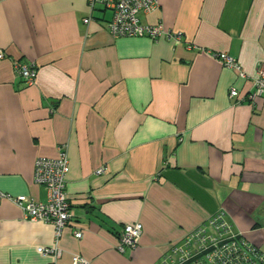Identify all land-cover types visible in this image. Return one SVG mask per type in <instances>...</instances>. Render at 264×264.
<instances>
[{
  "label": "crops",
  "instance_id": "0c3cea01",
  "mask_svg": "<svg viewBox=\"0 0 264 264\" xmlns=\"http://www.w3.org/2000/svg\"><path fill=\"white\" fill-rule=\"evenodd\" d=\"M158 2L141 23L162 19L179 42L112 38V13L90 11L87 0H0V264L53 263L38 251L54 246L53 226L25 219L6 196L45 201L34 161L63 150L73 219L56 264L76 255L88 264H157L220 210L261 247L264 96L249 94L264 66V0ZM18 63L36 68L33 85ZM136 223L137 246L119 253L122 228Z\"/></svg>",
  "mask_w": 264,
  "mask_h": 264
},
{
  "label": "built area",
  "instance_id": "2783aa9c",
  "mask_svg": "<svg viewBox=\"0 0 264 264\" xmlns=\"http://www.w3.org/2000/svg\"><path fill=\"white\" fill-rule=\"evenodd\" d=\"M87 6L90 11L101 8L112 13L111 20L106 25L108 33L115 39L147 38L156 41L169 38L174 42L180 41L181 34L166 29L162 19L156 20L153 25L141 23L140 15L149 16L159 9L158 0H87ZM90 21L91 17L84 19L83 23L88 24ZM212 57L223 67L237 72L242 79L248 78L230 56L216 53ZM3 58L4 54L0 52V60ZM15 71L25 84L35 83L38 73L33 65L18 63ZM251 82L252 92L249 97L254 101L264 96V66L258 69ZM238 95L236 89H231L229 92L231 99L238 98ZM242 102L239 100L236 104ZM68 160L65 150L60 151L58 157L54 159L42 157L36 159L34 183L46 189L47 196L44 202L34 200L33 202L25 196L10 199L23 211L25 219L53 225L54 246L38 249L43 256L53 258L52 264H56L62 255L59 240L63 230L73 219L65 187L66 176L69 173ZM103 172L104 169L101 168L96 174L102 175ZM209 228L212 229V233L208 231ZM141 233L140 224L125 225L119 235L117 251L123 253L126 249H134ZM73 234L76 239L82 238L80 231H74ZM180 243L170 247V251L165 254L160 264H264V254L259 251V247L234 229L223 210L213 214L206 221V225L186 233ZM72 263L88 264L78 255L72 257Z\"/></svg>",
  "mask_w": 264,
  "mask_h": 264
},
{
  "label": "rangeland",
  "instance_id": "374dc122",
  "mask_svg": "<svg viewBox=\"0 0 264 264\" xmlns=\"http://www.w3.org/2000/svg\"><path fill=\"white\" fill-rule=\"evenodd\" d=\"M110 35V34H109ZM111 36V35H110ZM113 38V37H112ZM5 56V55H4ZM36 69V68H35ZM37 71V70H36ZM37 79V78H36ZM24 82V81H23ZM28 85V84H27ZM57 158V157H56ZM46 159H51V158H46ZM36 161V159H35ZM35 161H34V165H35ZM68 164H69V160H68ZM33 173H34V169H33ZM68 175V174H67ZM67 177V176H66ZM33 182H34V177H33ZM35 184V183H34ZM66 184H67V178H66V183H65V187H66ZM44 188V187H43ZM45 189V188H44ZM46 190V189H45ZM46 194H47V191H46ZM19 197V196H18ZM26 197V196H25ZM6 198L12 203V198H17V197H10V196H6ZM27 198V197H26ZM67 198V197H66ZM11 199V200H10ZM28 199V198H27ZM30 201H33L32 199H28ZM46 200V199H45ZM35 201V200H34ZM33 201V202H34ZM41 202H44V201H41ZM68 202V201H67ZM70 205V204H69ZM256 216L257 217H260L261 218V221H262V228H264V205H261L260 206V209H259V212L256 213ZM51 225V224H50ZM53 226V225H52ZM55 239V237H54ZM260 249L264 252V242L261 244V247ZM163 257H161L158 261L157 264H160L161 260H162Z\"/></svg>",
  "mask_w": 264,
  "mask_h": 264
},
{
  "label": "trees",
  "instance_id": "16d2710c",
  "mask_svg": "<svg viewBox=\"0 0 264 264\" xmlns=\"http://www.w3.org/2000/svg\"><path fill=\"white\" fill-rule=\"evenodd\" d=\"M204 224H202L201 226H199V227H202ZM205 225H206V223H205ZM199 227H197V228H199ZM197 228H195V229H197ZM207 230V229H206ZM192 231V230H191ZM208 231L210 232V233H212V229H208ZM207 231V232H208ZM188 233V232H187ZM186 234V233H185ZM184 234V235H185ZM183 235V236H184ZM214 235V234H213ZM183 238V237H182ZM181 238V239H182ZM181 239L179 240V241H177V242H173V243H171L170 245H169V247H168V249H167V251H166V253H164L163 255H162V257H164L165 256V254H167L168 253V251H170V247H172L175 243H177V245H180L181 243H180V241H181ZM259 251L261 252V253H263L264 254V252L259 248ZM162 261V260H161ZM161 263V262H160Z\"/></svg>",
  "mask_w": 264,
  "mask_h": 264
}]
</instances>
